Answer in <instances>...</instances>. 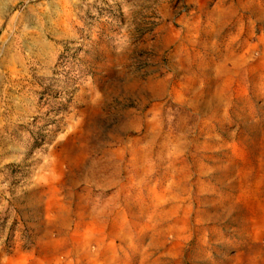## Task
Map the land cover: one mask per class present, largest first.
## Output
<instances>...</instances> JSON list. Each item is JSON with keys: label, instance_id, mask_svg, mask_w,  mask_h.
Returning <instances> with one entry per match:
<instances>
[{"label": "rangeland", "instance_id": "374dc122", "mask_svg": "<svg viewBox=\"0 0 264 264\" xmlns=\"http://www.w3.org/2000/svg\"><path fill=\"white\" fill-rule=\"evenodd\" d=\"M0 264H264V0H0Z\"/></svg>", "mask_w": 264, "mask_h": 264}]
</instances>
